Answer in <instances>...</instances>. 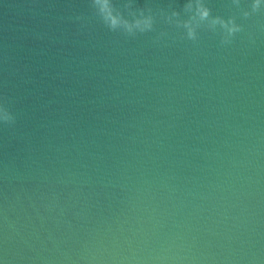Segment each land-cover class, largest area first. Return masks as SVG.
I'll return each mask as SVG.
<instances>
[{
    "label": "water",
    "instance_id": "95a60500",
    "mask_svg": "<svg viewBox=\"0 0 264 264\" xmlns=\"http://www.w3.org/2000/svg\"><path fill=\"white\" fill-rule=\"evenodd\" d=\"M202 2L230 44L159 16L187 0L134 37L0 0V264H264V0Z\"/></svg>",
    "mask_w": 264,
    "mask_h": 264
},
{
    "label": "clouds",
    "instance_id": "9594fccd",
    "mask_svg": "<svg viewBox=\"0 0 264 264\" xmlns=\"http://www.w3.org/2000/svg\"><path fill=\"white\" fill-rule=\"evenodd\" d=\"M234 4H238L239 0H233ZM262 0H252L250 5L251 13L258 12L261 9ZM90 8L93 14L98 17L99 21L112 32H120L126 36L134 37L137 33L143 34L154 30L156 17L152 13L150 7L133 8L131 0L123 5L124 12L121 11L113 0H89ZM183 11L188 14L187 19H179V13L175 10L165 12L159 10V16L165 23L174 25L177 28L185 30L184 37L195 42L197 40V29L206 28L215 31L217 26L222 30L221 44H230L232 37L242 31V27L235 23L234 18L229 17L227 20L219 16H211L210 9L202 2V0H187L183 5ZM249 11L242 13L247 18L251 14ZM130 17V19H129ZM77 20L82 19L76 17ZM166 33L161 32L160 36ZM158 39V38H157ZM0 123L12 125L15 123V116L8 108L0 106Z\"/></svg>",
    "mask_w": 264,
    "mask_h": 264
}]
</instances>
